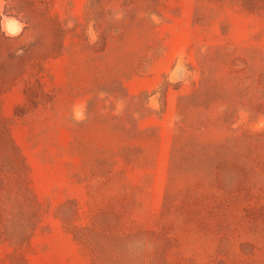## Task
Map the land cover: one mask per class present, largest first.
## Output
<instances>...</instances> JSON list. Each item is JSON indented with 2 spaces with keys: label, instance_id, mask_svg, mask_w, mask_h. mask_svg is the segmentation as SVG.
<instances>
[{
  "label": "rangeland",
  "instance_id": "rangeland-1",
  "mask_svg": "<svg viewBox=\"0 0 264 264\" xmlns=\"http://www.w3.org/2000/svg\"><path fill=\"white\" fill-rule=\"evenodd\" d=\"M0 264H264V0H0Z\"/></svg>",
  "mask_w": 264,
  "mask_h": 264
}]
</instances>
